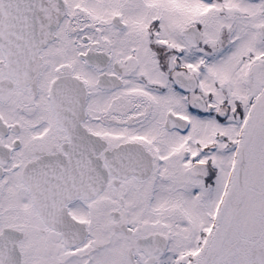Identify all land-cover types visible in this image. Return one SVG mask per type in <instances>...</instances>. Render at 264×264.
I'll return each mask as SVG.
<instances>
[{"label":"snow or ice","instance_id":"obj_1","mask_svg":"<svg viewBox=\"0 0 264 264\" xmlns=\"http://www.w3.org/2000/svg\"><path fill=\"white\" fill-rule=\"evenodd\" d=\"M0 264H264V0H0Z\"/></svg>","mask_w":264,"mask_h":264}]
</instances>
